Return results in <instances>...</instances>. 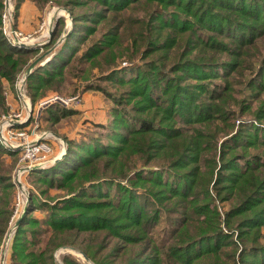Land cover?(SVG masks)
Listing matches in <instances>:
<instances>
[{"label":"trees","instance_id":"trees-1","mask_svg":"<svg viewBox=\"0 0 264 264\" xmlns=\"http://www.w3.org/2000/svg\"><path fill=\"white\" fill-rule=\"evenodd\" d=\"M89 1L101 9L79 20L95 16L101 28L82 26L77 48L68 36L51 70L35 67L27 78L29 89H40L65 69L95 67L118 90L90 87L114 103L110 124L97 126L111 127L104 139L112 141L66 140L61 162L33 172L43 189L71 196L44 201L42 221L30 216L31 197L11 264H55L52 252L78 247L84 234L97 236L81 248L94 264H264V0ZM37 51L11 48L0 30V112L2 79L14 89ZM31 90L32 102L43 96ZM5 152L0 146V244L15 200ZM102 181L115 185L114 197L87 192ZM41 222L49 228L43 248Z\"/></svg>","mask_w":264,"mask_h":264},{"label":"rangeland","instance_id":"rangeland-1","mask_svg":"<svg viewBox=\"0 0 264 264\" xmlns=\"http://www.w3.org/2000/svg\"><path fill=\"white\" fill-rule=\"evenodd\" d=\"M16 1L18 0H3L2 14L5 11V15L3 16L1 14L0 30H2L3 25L6 22L16 33L18 37L16 40L20 41L22 45L7 42L11 48L34 49L41 45V47H38V51L35 55L36 57L31 59L32 61L46 51L51 50L50 54L44 56L43 59L35 65L36 68H34L39 73H41L43 69L51 70L54 61H59L61 59V57L59 58L58 56L54 57L55 55L53 51L55 48H60L61 44L64 43V40H66L68 36H70V39H68L66 45L68 44L67 46H70L73 49L79 46L76 39L81 32L80 30L82 26H97V31L101 28V21L94 19L95 16L93 17V21L79 20L84 19L87 12L98 14V10H100L101 7L97 6L94 2L89 0H35V4L40 10L38 25H36V27L28 28V30H24L21 27H18L17 24L19 10L16 15ZM72 2H78V4L81 5L73 6ZM259 15L264 18V8L263 11H259ZM49 42L50 47L48 46L45 48L42 46L44 43L48 44ZM79 48L82 50L84 47L80 46ZM69 52V49H65L62 54L66 56ZM90 66L91 65L88 63L80 66L83 69L86 68L84 74L79 71L80 67H76L75 69L74 67L72 69H65L63 75L55 79L51 86L40 89H29L30 84L26 76L27 66L17 73L14 89H11L8 81L2 79L6 110L0 112V125H2L4 121H10V123L21 122L20 124H14V127L19 128V130L26 129L27 134L29 135V140H35L38 138V141L45 142L51 147L52 151L49 154L50 161L44 164L43 167L33 166L30 169L22 170L23 172L18 174L20 167V153L15 149L8 148L0 141V146L6 151L3 155V158L5 159L4 168L7 170L10 182L13 183L14 186L12 188L13 196L14 198H17V195H22L21 203L18 204V213L13 219H11V224L9 223L5 236L0 244V264H11L10 255L16 230L15 222L18 220L23 210H25L26 213L32 196L35 201L33 200L34 202L30 203L32 205L29 210L31 211L30 216H34L40 221L45 218V212L41 209L44 201L47 202L53 199L56 202L57 200L71 196L67 195L65 190L62 189H43L45 188L43 184L34 181L33 172L37 170L50 172L54 165L61 162L67 154L68 144L66 140H72L73 142H76L75 144H87L90 140H98L100 143L103 142L104 144L108 141H112L110 139H104V136L107 133H110L112 128L108 127L103 131L97 126H108L110 124L112 120L110 110L114 107V103L110 97H107L102 92L90 87L93 85L104 87L110 94H115L118 90L113 87L111 81L106 80V77L98 79L100 76L99 70L95 67L90 68ZM127 68L128 63L122 61V69L119 71L125 72ZM121 72L120 74L122 75ZM107 74L108 73L103 74L102 77ZM84 76H86V78H84ZM18 84L21 86H17ZM29 90L32 92L31 96L34 94L38 96L41 93L43 96L39 98L37 97L36 100L32 102ZM54 98L55 101H49ZM26 105H29L31 108L29 117L26 116L24 110ZM60 110L71 111V113L61 117ZM35 119L37 121V128L33 129ZM64 149H66L65 156L58 161L53 162L55 158L59 157ZM81 152L84 153V151ZM32 168L37 169L32 170ZM16 180H18L17 182H19L20 187L16 186ZM99 188H101L103 193L108 192L110 196H115V185L112 184L110 186L107 181H102L99 185L88 188L87 192L97 191ZM40 189L43 190V193ZM15 204L14 201V208ZM216 204H218V210L220 212L226 211L229 207L228 203L218 202ZM40 225L48 230V232H46L47 234L39 235V243L37 242V239V241H35L38 243V246L43 248L49 237V228L48 226L43 225L42 222ZM26 238H30L29 233L26 234ZM26 238L24 240H26ZM96 238V235L84 234L80 237L78 247L68 246L72 247L74 251H64L62 249L64 246L57 247L52 252L55 264H64L62 261V257L64 256H69L70 259L76 260L79 264H94L81 251V248H86L85 245L95 242Z\"/></svg>","mask_w":264,"mask_h":264},{"label":"built area","instance_id":"built-area-1","mask_svg":"<svg viewBox=\"0 0 264 264\" xmlns=\"http://www.w3.org/2000/svg\"><path fill=\"white\" fill-rule=\"evenodd\" d=\"M2 15L3 16L5 15V11ZM1 31L7 42L12 44L22 45L20 41L16 40L18 39L16 33L12 30L11 26L6 22L4 23ZM38 47H41V45ZM17 86H21V85L18 84ZM49 101L50 102L55 101V98ZM24 110L26 116L29 117V113L31 110L30 106L26 105L24 107ZM16 123L20 124L21 122H16ZM16 123H10V121H4L3 124L0 125V135H1L0 141L1 143H4L8 148L15 149L20 153V158H19L20 167L18 170V174L23 172L25 169H30L33 166L43 167L44 164L50 161L49 154L51 153L52 148L49 147L45 142L38 141V138H36L37 140L36 139L29 140V135L27 134L26 129L19 130V128H15L14 124L16 125ZM35 128H37L36 119L33 125V129ZM17 181L18 180H16L15 184L16 186L20 187V184ZM21 199H22L21 194L17 195V198L15 197L14 201L16 204L11 219H13L14 216L18 213V207H19L18 204L21 203ZM9 223L11 224V222Z\"/></svg>","mask_w":264,"mask_h":264},{"label":"crops","instance_id":"crops-1","mask_svg":"<svg viewBox=\"0 0 264 264\" xmlns=\"http://www.w3.org/2000/svg\"><path fill=\"white\" fill-rule=\"evenodd\" d=\"M19 15L17 17L18 27L24 30L36 27L40 16V10L35 4V0H23L19 6Z\"/></svg>","mask_w":264,"mask_h":264},{"label":"water","instance_id":"water-1","mask_svg":"<svg viewBox=\"0 0 264 264\" xmlns=\"http://www.w3.org/2000/svg\"><path fill=\"white\" fill-rule=\"evenodd\" d=\"M51 50L46 51L45 53L41 54L40 56H38L35 60H33L29 66L26 68V76H28L30 74V72L33 70V68L35 67L36 64H38L44 56H46L47 54H50ZM66 154V149L62 150V152L60 153L59 157L55 158L53 160V162L58 161L59 159L63 158ZM37 168H32V170H36ZM25 215V210H23V212L21 213L20 217L18 218V220L15 222V226H17L20 221L23 219ZM64 251H74V249L72 247H68V246H64L62 248Z\"/></svg>","mask_w":264,"mask_h":264},{"label":"bare ground","instance_id":"bare-ground-1","mask_svg":"<svg viewBox=\"0 0 264 264\" xmlns=\"http://www.w3.org/2000/svg\"><path fill=\"white\" fill-rule=\"evenodd\" d=\"M47 33V32H46ZM23 193V192H22ZM26 194V193H25Z\"/></svg>","mask_w":264,"mask_h":264}]
</instances>
